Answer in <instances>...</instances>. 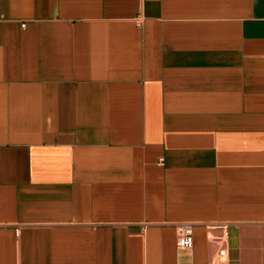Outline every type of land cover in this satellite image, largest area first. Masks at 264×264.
Instances as JSON below:
<instances>
[{
	"label": "crops",
	"instance_id": "0c3cea01",
	"mask_svg": "<svg viewBox=\"0 0 264 264\" xmlns=\"http://www.w3.org/2000/svg\"><path fill=\"white\" fill-rule=\"evenodd\" d=\"M215 223L264 264V0H0V264H209Z\"/></svg>",
	"mask_w": 264,
	"mask_h": 264
},
{
	"label": "built area",
	"instance_id": "2783aa9c",
	"mask_svg": "<svg viewBox=\"0 0 264 264\" xmlns=\"http://www.w3.org/2000/svg\"><path fill=\"white\" fill-rule=\"evenodd\" d=\"M140 26L141 20H137ZM162 165V160H159ZM228 223L205 224L207 230V241L212 246V255L209 264H220L227 256L228 251ZM176 245L180 250H189L193 246V225L186 222L177 223L174 226ZM18 233V231H17Z\"/></svg>",
	"mask_w": 264,
	"mask_h": 264
}]
</instances>
